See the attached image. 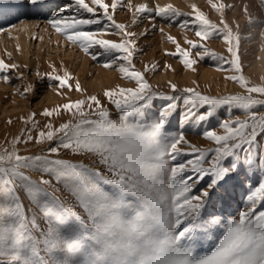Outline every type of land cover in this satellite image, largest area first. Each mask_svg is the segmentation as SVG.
<instances>
[{
  "label": "snow or ice",
  "instance_id": "obj_1",
  "mask_svg": "<svg viewBox=\"0 0 264 264\" xmlns=\"http://www.w3.org/2000/svg\"><path fill=\"white\" fill-rule=\"evenodd\" d=\"M9 2L37 5L41 0H0V3ZM120 3L121 0H111V3L74 0L78 13H88L93 18L61 16L49 20V23L57 33L79 44L85 52L99 46L105 52L124 54L103 65L111 68L112 64L122 60L125 63L120 64L118 71L135 81V87L103 92L121 115L113 119L108 108L95 95L86 100H69L53 109H45L43 115H60L63 110L79 119L62 123L59 128L48 125L49 130L40 132L37 141H55L59 137L56 146L49 148L50 153L58 154L60 149H69L77 154H90L98 157L106 171H83V165H79L81 170H78L76 164L64 159L52 161L59 168L43 167V172L54 175L69 189L82 209V212L76 211L65 207L59 197L50 195L41 187L50 185L49 179L41 177L36 182L22 170L36 168L37 162L46 161L48 157L18 154L15 145L21 139L15 138L11 151L4 149L0 152V264H264V211L255 208L257 201L264 202V180L248 195L250 206L238 211L234 218L223 221L210 211L217 190H227L226 186L235 174L236 165L224 166L222 161L237 156V150L248 145L247 163H256L251 146L264 135V111L259 110L264 108V84H252L243 74L239 25L234 31L224 19L225 10L234 6L223 0H208L211 8L220 14L219 24L212 22L195 4L191 6V13H183L172 4L157 5L155 9L147 4L136 7L138 13L154 11L160 17L190 15L192 19L184 20L181 26L188 28L191 24L199 42L186 40L190 46L186 49L169 36L168 39L176 44V51L171 55H179L182 64L193 71L197 61L191 58V49H196L195 55L201 59L207 56L217 60L221 64L218 71L224 70L223 64H228L230 68L226 71L233 74L226 78L244 90L213 97L193 88L183 89L188 94L185 104L191 106L189 113L197 106H209L207 112L199 116L200 120L213 116L217 108L224 105L247 113L243 118L236 116L223 121L220 125L222 132L206 131L204 137L217 147L204 150L190 145L183 133L172 135L165 127L175 104L169 103L157 115H148L153 96L163 94L152 92L143 73L135 69L132 63L136 51L134 41L115 42L99 38L103 32L84 30V26L100 23L95 17L98 10H102L111 26L126 37L134 36L126 31L124 24L113 18L112 13ZM128 6L132 7L130 2ZM243 11L250 26L264 25V20L249 13L247 5L243 6ZM260 35L264 36V29ZM214 36L222 38L230 59L203 43ZM247 38H251V33ZM16 67L0 60V73ZM47 75L57 82L58 89H72L73 85L69 83L72 77L68 72ZM3 79L8 81L9 76L4 75ZM74 87L76 91H83L78 81ZM171 89L175 92L176 84H171ZM29 90L25 89L26 92ZM165 99L178 97L166 96ZM85 107L91 111H85ZM133 118H143L146 122H136ZM27 139L33 137L28 135ZM181 145H189L193 153H198L197 157L180 162L177 157L185 151ZM209 152L214 155L207 162ZM258 167L264 170V153L260 155ZM189 170L196 173L197 178L191 175L185 178L184 174ZM205 177H210L207 187L203 191L197 189L199 194H193L197 182ZM97 178L111 186V190L98 186ZM18 189L24 190L37 205L42 213L40 217L26 212ZM39 194H43V201L38 198ZM39 219L44 220L46 227H41ZM213 228L217 232L222 228L223 232H219L207 249L199 251L196 247L198 236L203 233L211 239Z\"/></svg>",
  "mask_w": 264,
  "mask_h": 264
},
{
  "label": "rangeland",
  "instance_id": "obj_2",
  "mask_svg": "<svg viewBox=\"0 0 264 264\" xmlns=\"http://www.w3.org/2000/svg\"><path fill=\"white\" fill-rule=\"evenodd\" d=\"M46 0H41L44 2ZM160 1V0H159ZM90 3V0H86ZM106 3H111V0H105ZM129 2L132 7L129 8ZM154 2L156 0H121L116 11L112 13L113 18L117 23L124 24L126 31L134 33L132 37H126L123 33L117 30L114 26H111V22L107 21L103 17L102 10H98L97 16L100 20L99 24H93L84 26V30H90L93 32H103L104 35L99 38L109 39L115 42H121L122 40L129 39L134 41L136 51L132 57V63L136 70L141 71L144 78L151 85V90L157 94L152 98L150 107L148 109V115H157L159 110L166 108L169 103L175 104V109L168 117V122L165 127L172 135L183 133L185 138L189 141L190 145H195L200 149L215 148L217 145L204 137L206 131L222 132L220 125L223 121L240 116L243 118L247 113L242 109H236L228 105L217 108L213 116L207 117L205 120H200L199 116L207 112L209 106H197L192 108L191 113L188 109L190 105L185 104V98L187 93L183 91L185 88H193L199 91L201 94L209 95L213 97H222L225 95L236 94L243 92L240 85L226 77L232 75L231 71H226L230 68V65L223 64L224 70H217L221 67V64L211 58L200 57L195 55L196 49H191L192 57L197 61L193 67L195 71L186 68L179 55L173 56L171 53L176 51V44L172 43L168 37L172 36L180 44L182 48H190L185 42L186 40H194L199 42V37L195 35L193 26L190 24L188 28H184L181 25L184 20H191L190 15L179 17H160L155 15V12L138 13L136 7L140 4H147L150 8L155 9L157 6ZM162 2V1H161ZM181 2V3H179ZM178 3H172L170 0L162 2L163 6L172 4L175 8L183 13H191L192 5L195 4L201 11H203L208 18L217 24L220 23V14L217 13L208 3V0H180ZM226 4H232L234 7L226 9L224 19L230 24L233 30H236V25H239V32L241 36L240 42V60L243 67V74L248 78L252 84H264V36H261V30L264 29V25H259L253 28L248 24L247 15L243 11V6L247 5L249 13L256 16L259 20H264V0H223ZM27 3V2H26ZM74 4V0L71 2ZM16 3H0L4 5H14ZM31 4V3H28ZM59 9L63 7L64 3L59 1ZM58 9V10H59ZM68 9V10H67ZM62 12L63 16L78 15L76 8H67ZM67 12V13H66ZM77 13V14H76ZM87 14L81 18H93L91 14ZM43 16V17H42ZM41 18H47L46 14L39 15ZM25 18L33 19L30 16ZM21 20L15 19L12 22L6 23L1 26V30H5L7 26L14 24ZM48 20V19H47ZM108 25V27H105ZM40 27V26H39ZM161 29L163 31H161ZM6 32V31H5ZM12 33V31H10ZM251 33V38H247ZM108 35V36H107ZM107 36V37H105ZM203 43L206 46L218 54L224 55L226 58H231L227 52V48L222 38L214 36ZM73 44V43H72ZM70 43L65 42L61 47L59 44L53 43V47L50 48L47 42L44 44V49H50L48 58H37L32 60L31 65L25 60L21 59V54L15 59L8 55V49L0 48V60H3L8 64H15L17 67L10 69L8 72L0 73V152L4 149L12 150V141L19 137L21 142L15 145V149L20 155L25 156H45L48 157L46 161L37 162L38 167L22 169L27 175L31 177L33 181L39 182L41 177L49 179L50 185H41L45 188L50 195L59 197L60 201L65 207H72L76 211L82 212V209L78 206L77 200L65 187L63 182H58L54 175L43 172L44 166L56 167L52 161L56 159H64L72 164H76L79 169V165H83V171L86 170H100L106 171L104 166L99 163L98 157L85 153H74L69 149H60L58 154H52L49 152L50 147L56 146L59 142V137L55 141L45 140L43 143H39L38 138L40 132L48 131V125H52L54 128H59L62 123L75 121L79 117H73L72 113L61 110L60 115H53L51 117L44 116L45 109H53L57 105H62L69 100L75 101L78 99H87L90 95H95L101 100V103L108 108L111 117L118 119L121 115L120 111L115 108L107 97L103 95L106 89L127 88L135 87V81L125 78L122 73L118 71L120 64L125 63L122 60H118L117 63L112 64L111 68H105V63H112V60L116 56H122L123 53H109L105 52L99 46H93L83 54L87 57V65L84 70L79 69L82 56L74 60L76 57L77 47L71 46ZM66 47V48H65ZM17 50L19 49L16 47ZM203 51V49H200ZM67 53H71L72 57H65ZM60 54L59 56H57ZM44 56V54H43ZM52 56H57L53 59ZM84 56V55H83ZM93 56L96 59H93ZM96 64L102 66L103 70L110 71L113 76L110 81L106 82L104 79L103 84L94 82L95 86L91 85L96 72ZM153 65L155 68L153 69ZM68 72L72 80L69 81L73 85L69 90L67 87L58 89L56 87L57 82L52 81L48 77V73L64 75ZM4 75H8V81L3 79ZM78 81L83 91L75 90V82ZM171 84H176L177 90L173 92ZM26 88H30L29 91H25ZM49 92V93H48ZM58 92L60 94H58ZM49 95H46V94ZM166 96L178 97V99L167 100ZM52 97V100H48ZM58 97V98H54ZM181 103V104H180ZM259 107V106H258ZM260 111H264V108H259ZM85 111H91L85 107ZM94 119L95 116H92ZM136 122H146L143 118H133ZM28 135L33 137L32 140H28ZM203 140L209 141L210 145H207ZM185 149L177 159L180 162H186L189 159H195L198 153H193L189 145H181ZM250 146L244 145L243 150H237V156L227 157L222 163L224 166L235 164V174L232 181L226 186L225 189H218L216 195L213 197L214 206L210 208V211L215 212L223 221L234 218L238 211L245 210L250 206V202L247 200L248 195L255 186H258L259 182L264 180V170L258 167L259 158L264 153V135L258 137L255 144L251 146V153L256 163L249 165L247 163V157L249 155L248 149ZM213 152H209L206 161L210 162ZM174 163V162H173ZM185 178L188 175L197 178V174L189 170L185 174ZM210 177H205L203 181H198L196 187L193 189V194H199V191H203L207 187V182ZM96 184L105 190H111V186L105 185L99 178L96 179ZM192 183V181H189ZM18 193L21 196V200L25 205V210L29 215H37L40 217L42 213L37 205L32 201L28 194L18 189ZM41 201H43V194H39ZM264 202L257 201L255 208L264 211ZM41 227H46L43 219H39ZM215 230V231H214ZM213 235L211 239L207 234L201 233L198 236V243L196 245L199 251L207 249L209 245L217 239L219 232H223V229H212ZM217 234V235H216ZM206 239V241L203 239ZM215 238V239H214ZM204 240V241H203ZM211 240V241H210ZM201 245L203 247H201Z\"/></svg>",
  "mask_w": 264,
  "mask_h": 264
},
{
  "label": "bare ground",
  "instance_id": "obj_3",
  "mask_svg": "<svg viewBox=\"0 0 264 264\" xmlns=\"http://www.w3.org/2000/svg\"><path fill=\"white\" fill-rule=\"evenodd\" d=\"M43 1V0H42ZM59 1L61 0H46L40 2L37 5H32L28 3L23 4H14V5H0V29L1 26L6 25V23L12 22L15 19H20L18 22L7 26L5 30L0 31V48L8 49V55L17 59L19 53L21 54V59L25 60L28 64L31 65L32 60L39 57L48 58V53L50 51L49 47L44 49V44L47 42L48 46L53 47V43L59 44L63 47L65 42L70 43V46L77 47L76 57H73L75 62L79 55L82 56L79 69L84 70L87 65V57L85 51L79 44H72L67 37L62 33H57L56 30L51 26L49 20L54 18H59L63 16L62 12L67 8H75L74 4L71 3L73 0H62L64 3L63 7L59 9ZM167 2V0H156L154 2L156 5L163 6L162 2ZM180 0H170L172 3H178ZM181 3V2H179ZM59 9V10H58ZM68 10V9H67ZM75 10V9H74ZM67 13V12H66ZM46 14L47 18H41L39 15ZM77 14V13H76ZM80 17H84L87 14L78 13ZM30 16L33 19L25 18ZM68 16V14H67ZM75 16V15H74ZM43 17V16H42ZM48 19V20H47ZM40 26V27H39ZM6 31V32H5ZM12 31V33L10 32ZM108 36V35H107ZM105 36V37H107ZM18 47L19 49L17 50ZM66 48V47H65ZM44 54V56H43ZM58 54L57 56H59ZM67 58L72 57L71 53L65 54ZM84 55V56H83ZM57 56H52L53 59ZM96 74L91 81V85H94V82L97 81L98 84H103L106 79V82L110 81V78L113 76V73L110 71L103 70L102 66L96 64ZM49 93V92H48ZM46 95H49V94ZM58 98V97H54ZM52 97H49L48 100H52ZM181 104V103H180ZM207 145H210L209 141L203 140ZM215 231V230H214ZM217 235V234H216ZM204 239V237H203ZM215 239V238H214ZM206 241V239H204ZM203 240V241H204ZM211 241V240H210Z\"/></svg>",
  "mask_w": 264,
  "mask_h": 264
}]
</instances>
